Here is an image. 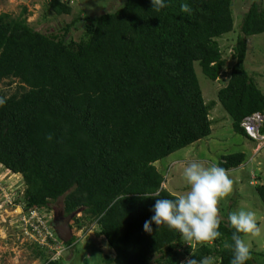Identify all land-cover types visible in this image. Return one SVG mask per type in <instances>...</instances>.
<instances>
[{"label": "trees", "instance_id": "1", "mask_svg": "<svg viewBox=\"0 0 264 264\" xmlns=\"http://www.w3.org/2000/svg\"><path fill=\"white\" fill-rule=\"evenodd\" d=\"M232 1L163 0L157 12L151 0H126L114 13L77 17L58 33L33 29L25 8L15 18L0 14V83L17 86L10 96L0 94L6 100L0 167L21 177L24 215L63 199V219L81 213L93 222L114 253L112 264H181L191 252L197 260L230 264L224 242H232L235 229L229 221L221 222V237L206 243L163 225L146 233L143 225L154 215L152 193L176 197L162 187L155 164L212 134L214 102L205 104L195 66L224 84L216 99L235 134L250 140L242 121L264 115V93L245 67L247 38L264 34V10L253 0L227 65L218 40L233 31ZM44 7L56 17L72 12L69 0ZM79 22L83 31L75 40ZM244 160L243 153L224 155L217 165L230 171ZM254 190L264 208V184ZM80 218L74 219L79 228ZM44 225L57 242L45 218ZM40 249L44 264H63Z\"/></svg>", "mask_w": 264, "mask_h": 264}, {"label": "rangeland", "instance_id": "2", "mask_svg": "<svg viewBox=\"0 0 264 264\" xmlns=\"http://www.w3.org/2000/svg\"><path fill=\"white\" fill-rule=\"evenodd\" d=\"M125 1L69 0L71 15L56 17L52 13H46L44 5L48 0H0V14H9L15 18L25 8L27 23L33 29L43 33L46 31L58 33L77 17L80 19L94 18L114 13L123 6ZM232 2L233 31L218 40L224 53L223 57L228 61L227 65L232 63L230 60L231 48L239 33L243 15L253 0H233ZM258 2L264 10V0ZM75 28L78 30L75 31L74 38L78 40L83 31L82 23L75 24ZM245 67L253 81L264 93V34L247 38ZM195 72L205 104L214 102L213 109L209 113L213 121L212 134L208 138L170 155L159 164H155V167L159 169L164 178L163 188L177 196L187 190L182 175L186 162L199 161L205 166L217 165L221 156L243 153L245 160L241 165L242 169L240 167L229 171V176L233 181V191L219 202L218 208L222 218L221 222H227L229 213L240 209L255 212L257 224L261 228V235L258 237L244 236L243 238L249 244L250 251L254 253L252 259L256 261V264H264V208L254 190L255 176L260 177L261 182H258V185L264 184V146L257 145L258 143L251 142L233 132L231 120L223 112L216 99L217 92L224 84L221 81H209L201 74L197 66H195ZM8 83V81L0 83V94L10 96L15 92L16 83L11 85ZM252 181L253 185H250ZM23 190L21 177L0 167V264H44V260L38 257V253L42 251L40 247L49 249L43 253L44 258L60 259L63 264H112L113 251L109 249L105 239L98 235V227L93 222L84 219L81 213H77L68 223L71 227L72 239H74L73 245L69 247L64 245L65 243L57 241L50 248L41 240V234L36 236L30 228L22 225L21 220L24 214L20 206ZM30 213L32 211L24 216L32 227L34 223L40 225L41 218L45 217V221L54 231V224L63 221V199L50 202L46 208L39 212ZM28 217H30L29 220H27ZM75 218L82 219L80 221L81 228L74 223ZM41 230L42 227H39V231ZM52 236L55 237L53 234ZM182 263L183 261H181Z\"/></svg>", "mask_w": 264, "mask_h": 264}, {"label": "clouds", "instance_id": "3", "mask_svg": "<svg viewBox=\"0 0 264 264\" xmlns=\"http://www.w3.org/2000/svg\"><path fill=\"white\" fill-rule=\"evenodd\" d=\"M151 2L157 12L166 6L163 0H151ZM181 11L191 14L192 9L187 4H182ZM5 102V98H0V106ZM182 175L187 186L186 191L174 199L155 198L159 196L158 189L149 197L155 199L152 209L154 215L144 222L143 229L146 233H151L152 224L157 228L163 225L170 230H176L187 241L198 243L215 241L222 235L218 231L222 219L218 208L219 202L233 191L229 170L216 164L205 166L202 162L190 161L184 164ZM228 221L235 229L231 236L232 242L229 243L227 240L224 242V247L232 251L230 264H246L252 256L250 246L243 237L261 235L256 214L253 211L240 209L229 213ZM57 240L61 242L58 237ZM193 257L194 254L191 252L190 257L183 264H214V258L211 256L201 260Z\"/></svg>", "mask_w": 264, "mask_h": 264}, {"label": "built area", "instance_id": "4", "mask_svg": "<svg viewBox=\"0 0 264 264\" xmlns=\"http://www.w3.org/2000/svg\"><path fill=\"white\" fill-rule=\"evenodd\" d=\"M264 125V115L261 113H253L252 115L246 117L242 123H241V128L243 129L245 135L253 142L258 143V145L264 146V135L259 134V130L261 127ZM35 211H32L33 214ZM31 216V215H30ZM30 217L27 218L29 220ZM42 222L40 225L35 224L32 227V225L26 221V217H22L21 224L25 225V227H28L31 229V231L37 236L41 234V240L44 241L47 244V241H53L56 243V238L52 236L51 232L46 229V226L44 225V219L41 218ZM26 222V224H25ZM39 227H42V230L39 231ZM48 245V244H47ZM55 245V244H54ZM53 245V246H54ZM50 245V248L53 247ZM55 250V249H54ZM53 251V249H52ZM53 260H55L53 258Z\"/></svg>", "mask_w": 264, "mask_h": 264}, {"label": "water", "instance_id": "5", "mask_svg": "<svg viewBox=\"0 0 264 264\" xmlns=\"http://www.w3.org/2000/svg\"><path fill=\"white\" fill-rule=\"evenodd\" d=\"M71 217H66L61 223L54 224V231L63 243H68L72 239L71 228L69 226V221Z\"/></svg>", "mask_w": 264, "mask_h": 264}, {"label": "crops", "instance_id": "6", "mask_svg": "<svg viewBox=\"0 0 264 264\" xmlns=\"http://www.w3.org/2000/svg\"><path fill=\"white\" fill-rule=\"evenodd\" d=\"M184 150V149H183ZM244 164V163H243ZM241 166H239L238 168H240ZM240 169H242V167L240 168ZM254 179L256 180L257 178H256V176L254 177ZM259 179H260V177H259ZM258 182H261V180H259V181H255V184H258ZM250 185H253V181L252 182H250ZM174 195V194H173Z\"/></svg>", "mask_w": 264, "mask_h": 264}, {"label": "bare ground", "instance_id": "7", "mask_svg": "<svg viewBox=\"0 0 264 264\" xmlns=\"http://www.w3.org/2000/svg\"><path fill=\"white\" fill-rule=\"evenodd\" d=\"M257 113V112H256ZM259 113V112H258ZM263 114V113H262Z\"/></svg>", "mask_w": 264, "mask_h": 264}, {"label": "flooded vegetation", "instance_id": "8", "mask_svg": "<svg viewBox=\"0 0 264 264\" xmlns=\"http://www.w3.org/2000/svg\"><path fill=\"white\" fill-rule=\"evenodd\" d=\"M60 222V221H59Z\"/></svg>", "mask_w": 264, "mask_h": 264}]
</instances>
